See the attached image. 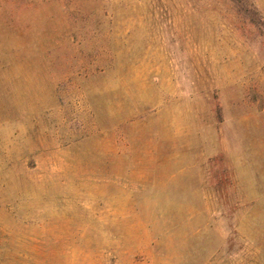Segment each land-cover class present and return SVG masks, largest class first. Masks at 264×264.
Returning <instances> with one entry per match:
<instances>
[{
    "label": "rangeland",
    "instance_id": "obj_1",
    "mask_svg": "<svg viewBox=\"0 0 264 264\" xmlns=\"http://www.w3.org/2000/svg\"><path fill=\"white\" fill-rule=\"evenodd\" d=\"M0 264H264V0H0Z\"/></svg>",
    "mask_w": 264,
    "mask_h": 264
}]
</instances>
